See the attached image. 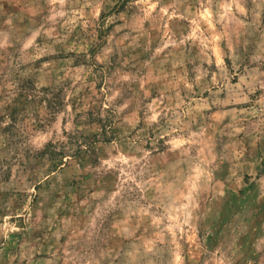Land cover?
I'll return each mask as SVG.
<instances>
[{
  "label": "rangeland",
  "instance_id": "374dc122",
  "mask_svg": "<svg viewBox=\"0 0 264 264\" xmlns=\"http://www.w3.org/2000/svg\"><path fill=\"white\" fill-rule=\"evenodd\" d=\"M0 264H264V0H0Z\"/></svg>",
  "mask_w": 264,
  "mask_h": 264
},
{
  "label": "trees",
  "instance_id": "16d2710c",
  "mask_svg": "<svg viewBox=\"0 0 264 264\" xmlns=\"http://www.w3.org/2000/svg\"><path fill=\"white\" fill-rule=\"evenodd\" d=\"M22 97L19 99V101L22 103L23 106H25V104L27 103V99H28V96H24V100H22ZM43 100H47V97H44ZM49 103V102H48ZM50 105H51V102H50ZM49 104H47V107L46 108H49L50 107Z\"/></svg>",
  "mask_w": 264,
  "mask_h": 264
}]
</instances>
